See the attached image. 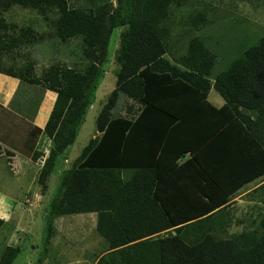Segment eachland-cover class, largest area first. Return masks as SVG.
I'll return each instance as SVG.
<instances>
[{"label": "trees", "instance_id": "obj_1", "mask_svg": "<svg viewBox=\"0 0 264 264\" xmlns=\"http://www.w3.org/2000/svg\"><path fill=\"white\" fill-rule=\"evenodd\" d=\"M173 1L120 0L110 9L94 2L77 7L70 0H0V71L2 53L36 40L30 27L17 35L18 25L5 18L14 5L46 17L56 12L52 25L60 40L84 41L89 65L83 71L60 64L42 77L8 71L57 93L45 128L32 132L35 141L43 133L51 144L39 173L47 190L98 99L113 31L124 27L114 56L115 87L97 104L99 133L77 165L62 172L51 215L97 214L96 231L108 247L96 264H264V235L240 218L234 222L225 205L239 187L264 175V36L212 77L217 54L200 33L183 54L172 52L177 46L162 23ZM190 23L200 31L211 22L199 12ZM210 88L224 105L203 99L188 111L171 108L177 99L184 104V95ZM122 96L129 102L117 115ZM39 98L32 99L34 106ZM187 152L191 157L185 158ZM44 153L35 150L32 159ZM4 225L0 217V230ZM20 253L8 246L0 264H13Z\"/></svg>", "mask_w": 264, "mask_h": 264}, {"label": "rangeland", "instance_id": "obj_2", "mask_svg": "<svg viewBox=\"0 0 264 264\" xmlns=\"http://www.w3.org/2000/svg\"><path fill=\"white\" fill-rule=\"evenodd\" d=\"M93 2L94 5L105 3L114 9L119 6L120 0H70L71 5L77 7H88ZM199 12L205 13L211 22L200 31L190 23ZM4 16L10 23L18 25L17 35L20 29L27 27L36 35L35 41L2 53L4 67H14L20 73L30 70L31 74L42 77L45 70L56 64L82 71L89 65L81 37L62 41L55 34L52 22L56 19V12L46 17L40 10L14 5L4 12ZM162 25L171 30V40L177 46L172 47L174 54H183L189 39L200 33L217 54L214 77L264 36V0H174L169 17ZM123 30L124 27L119 26L113 31L107 61L101 66L98 99L93 109L86 113L71 152L59 159L56 170L49 178L47 190L39 183L40 170L16 172V158H0V200L2 216L7 221L0 232V261L8 246L21 249L13 264H38L40 261L42 264H96L100 254L106 251L107 242L96 231L97 215H51V203L58 196L64 169L77 165L75 155L81 153L89 139L99 133L96 120L100 107L97 104L102 105L107 99L106 93L115 87L119 65L114 56ZM213 92L220 96L216 90ZM127 102L129 99L122 96L115 114H124ZM32 163L37 165L36 160ZM127 176L129 174L124 173L125 179ZM235 201V204L227 207L231 210L233 221L240 218L263 236L261 222L264 219V205L255 207L256 201H248V197Z\"/></svg>", "mask_w": 264, "mask_h": 264}, {"label": "crops", "instance_id": "obj_3", "mask_svg": "<svg viewBox=\"0 0 264 264\" xmlns=\"http://www.w3.org/2000/svg\"><path fill=\"white\" fill-rule=\"evenodd\" d=\"M9 70H11L10 67H4V70L0 71V145L3 150L0 158H6V160L9 158H16L17 163L14 164V170L16 172L21 171L26 173L27 170H33V172L37 170L41 171L44 160L48 156L49 146L51 144L50 141L44 137L43 133L40 134L35 141L32 132H34V126L41 129L45 128L56 101L57 93L45 88L42 83H33L26 79H21L18 76L10 75L8 73ZM25 76H28V73H25ZM213 90L215 89L210 88L207 91L184 95L185 103L182 104V100L177 99V104L175 103L176 107L171 108L187 107L188 111L190 107L198 105L203 99H207L216 107H221L224 105L225 99L218 91L220 96H216ZM108 93H110V91L106 94ZM37 95H40V103L39 106H34V104H32V99ZM13 129H15V131ZM35 150H43L45 152L44 155L39 156L36 160L37 165L32 163V154H34ZM79 154L80 152L75 155L74 159H76ZM185 156V158H189L191 157V153L187 152ZM8 163L12 165V162L8 161ZM263 188L264 175L239 187L236 194L225 205L228 206L231 203L235 204L237 202L235 200L239 201L244 197H248V201H256L254 204L255 207H261L264 205ZM261 189L262 191H260ZM93 214L97 215L96 213ZM0 217L3 218L1 200ZM3 219L6 223V219Z\"/></svg>", "mask_w": 264, "mask_h": 264}]
</instances>
